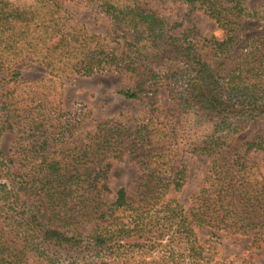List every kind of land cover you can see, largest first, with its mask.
<instances>
[{"label":"trees","instance_id":"trees-1","mask_svg":"<svg viewBox=\"0 0 264 264\" xmlns=\"http://www.w3.org/2000/svg\"><path fill=\"white\" fill-rule=\"evenodd\" d=\"M173 1L221 35L168 24L148 0H0V144L15 133L11 154L0 150V264H227L216 231L264 248V178L250 157L264 150V2ZM92 4L105 35L75 21ZM254 19L261 31L246 35ZM22 61L47 75L25 80ZM95 73L119 75L116 92L152 112L167 90L173 126L151 115L129 132L114 117L82 128L90 111L62 107L63 79ZM198 114L210 129L186 139ZM184 152L209 160L187 208ZM124 157L140 167L135 189L105 201L111 160Z\"/></svg>","mask_w":264,"mask_h":264},{"label":"rangeland","instance_id":"rangeland-1","mask_svg":"<svg viewBox=\"0 0 264 264\" xmlns=\"http://www.w3.org/2000/svg\"><path fill=\"white\" fill-rule=\"evenodd\" d=\"M152 8H156L168 24L173 22L181 23V30L191 29L201 36L210 35L220 36L221 30L217 28L215 22L209 19L205 14L198 10H189L181 2L173 0H148ZM264 0H247V5L256 7L262 4ZM75 21L83 23L90 32L106 34L108 23L99 8L95 4L81 7L75 16ZM244 29H248L246 35H252L260 32V21L247 20ZM244 39H242V42ZM25 80L37 81L47 75V70L35 63L25 64L24 61L17 64ZM61 88V101L64 109H71L77 105H84L90 111L89 117L82 123V128H91L99 121L107 118H117L126 124V132L134 127L132 117L147 119L151 115L158 116V121L167 123L172 127L173 107L170 105L168 91L161 88L155 103V111H151L152 102L148 99L126 98L116 92L125 84L117 74L95 73L90 76H72L69 79L64 78ZM42 85L37 86L36 90H41ZM152 112V113H151ZM204 116L198 114V116ZM204 119L196 121L191 116L189 121L183 124L185 127L186 139L201 138L210 129V122ZM178 135H181L182 126L175 127ZM15 138L14 132H7L1 138L0 150L6 154H11V145ZM180 146L183 147L182 138H179ZM250 157L259 165V171L264 178V150L250 152ZM203 156L196 153L184 152V161L188 166L187 182L176 194L178 199L189 207L191 196L195 193L201 184L205 172L208 168L209 160L204 161ZM140 167L134 161L124 157L120 161L111 160L108 173L109 191L103 194L105 201H111L115 198V191L123 187L128 194L135 189L136 178L139 175ZM201 240L208 238L207 230H200ZM218 240L221 243L220 253L226 257L227 264H264V248L254 250L248 247L249 237L239 234H226L223 231H216Z\"/></svg>","mask_w":264,"mask_h":264}]
</instances>
